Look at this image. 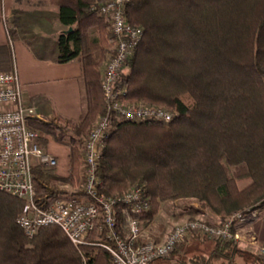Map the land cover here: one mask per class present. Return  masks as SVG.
<instances>
[{
    "label": "trees",
    "instance_id": "obj_1",
    "mask_svg": "<svg viewBox=\"0 0 264 264\" xmlns=\"http://www.w3.org/2000/svg\"><path fill=\"white\" fill-rule=\"evenodd\" d=\"M108 1L50 0L68 29L57 40L59 62L79 60L82 67V113L78 121L27 118L28 128L43 135L40 146L51 142L69 151L68 177L58 175V168L33 170L35 203L47 209L66 199L55 183L77 186L82 146L96 118L109 116L97 170L102 195L121 197L140 182L150 202L149 220L169 200H193L198 206L181 215L210 211L219 225L234 213L264 207V0L130 1L125 18L145 33L117 86L125 90L126 104L176 114L168 125L117 121L106 109L101 71L115 39L96 9ZM15 39L9 30L0 72L14 70ZM23 208L24 201L0 192V264H112L101 247L107 243L103 233H93L79 248L55 225L27 238L17 225ZM195 240L203 239L190 241ZM214 244L216 262L226 251L227 261L236 253L235 244ZM175 254L167 264H175ZM183 264L208 262L191 258Z\"/></svg>",
    "mask_w": 264,
    "mask_h": 264
},
{
    "label": "built area",
    "instance_id": "obj_2",
    "mask_svg": "<svg viewBox=\"0 0 264 264\" xmlns=\"http://www.w3.org/2000/svg\"><path fill=\"white\" fill-rule=\"evenodd\" d=\"M130 1L109 0L96 9L98 15L110 23L116 45L114 54L105 64L101 83L106 109L117 121L168 125L176 114L162 107L126 104L123 100L126 92L117 86L145 33L125 18V8ZM29 117L38 118V115L23 104L17 72L1 73L0 192L24 201L17 225L27 238L33 239L42 228L55 225L79 248L93 233H103L107 243L101 247L110 255L112 264H155L166 262L183 244L198 237L213 243L254 248L264 262V246L248 230V226L261 217L264 209L261 204L232 214L221 225L188 221L173 228L164 242L146 241L142 218L148 214L150 202L144 194L145 186L139 182L117 198L100 192L102 182L97 170L100 151L110 131L109 116L98 117L83 146L84 195L58 199L47 209L40 208L35 203L32 172L41 166L56 168L58 160L39 145L43 135L28 128Z\"/></svg>",
    "mask_w": 264,
    "mask_h": 264
},
{
    "label": "crops",
    "instance_id": "obj_3",
    "mask_svg": "<svg viewBox=\"0 0 264 264\" xmlns=\"http://www.w3.org/2000/svg\"><path fill=\"white\" fill-rule=\"evenodd\" d=\"M9 30L16 38L13 62L24 106L34 109L40 120L60 116L78 121L82 113V67L79 60L59 62L57 40L68 31L60 21L59 9L50 0H0V48L9 45ZM54 146L50 142L44 149L57 158L59 171L65 166V155ZM66 156L68 172L69 151ZM261 214L248 230L264 246V209ZM214 219L217 221L210 224L219 225L218 218ZM252 249L247 248L248 252Z\"/></svg>",
    "mask_w": 264,
    "mask_h": 264
},
{
    "label": "rangeland",
    "instance_id": "obj_4",
    "mask_svg": "<svg viewBox=\"0 0 264 264\" xmlns=\"http://www.w3.org/2000/svg\"><path fill=\"white\" fill-rule=\"evenodd\" d=\"M112 44V42H111ZM115 43L112 46L113 48L111 49V53L107 55L106 59H104V63L102 65V74L104 73V68L105 64L108 59L114 54L115 52ZM129 68L126 67L123 72L128 73ZM1 73H7V72H0ZM98 120V117L96 118V121ZM95 121V124H96ZM94 124V125H95ZM84 146V145H83ZM83 146H82V162H83V167L79 176L78 184L76 187H72L67 185L64 182H56L55 186H57L58 189L63 190L66 192V197L65 198H75L72 197L71 195L74 193H81L83 191V175L85 171V164H84V159H83ZM55 150H59L62 153H64V161H65V166L62 170L58 171V175L63 176V177H68V172H67V153H68V147L65 145H56L54 146ZM57 160V158H56ZM59 162L56 168H58ZM60 172V173H59ZM67 172V173H66ZM139 183V182H138ZM137 183V184H138ZM54 184V183H53ZM141 184V183H140ZM136 184H133L130 186L128 190L125 191V193L129 192ZM194 205L198 206L195 201L193 200H185V199H180V200H169L166 201L165 203H161L159 206V212L155 217H153L152 220H149V212L146 214L142 219H143V228L145 232V240L146 241H151L155 243H161L164 242L165 238L167 235L172 231L173 228L176 226L183 224L188 221H194V220H200L207 222L208 224L210 223H215L213 221H217L216 216H213V214L208 211L207 215L204 216H183L181 215L180 212H182L183 209L188 208L189 206ZM218 218V217H217ZM218 220H220L218 218ZM247 246L244 245H237V250L235 251L236 253L234 255H231L230 261H227V251L224 252V257L222 259H219L217 262L213 259V255L215 254L214 251L217 249L215 244L211 241H207L206 239L203 240H195V241H189L188 243L183 244L180 249L177 251L175 254V264H183V262L195 258V259H203L207 260L208 264H256L258 262L257 260V254L255 249L249 247L252 249V252H248ZM251 251V250H250ZM155 264H167L165 261H158Z\"/></svg>",
    "mask_w": 264,
    "mask_h": 264
},
{
    "label": "water",
    "instance_id": "obj_5",
    "mask_svg": "<svg viewBox=\"0 0 264 264\" xmlns=\"http://www.w3.org/2000/svg\"><path fill=\"white\" fill-rule=\"evenodd\" d=\"M72 31V29H69V32H71Z\"/></svg>",
    "mask_w": 264,
    "mask_h": 264
}]
</instances>
